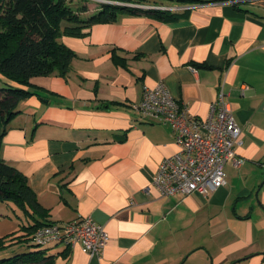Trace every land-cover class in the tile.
Instances as JSON below:
<instances>
[{"label": "crops", "instance_id": "crops-1", "mask_svg": "<svg viewBox=\"0 0 264 264\" xmlns=\"http://www.w3.org/2000/svg\"><path fill=\"white\" fill-rule=\"evenodd\" d=\"M179 12L61 36L70 69L33 76L7 124L1 158L26 176L46 219L89 215L107 234L99 255L60 244L54 264H264V9L218 0ZM158 82L200 118L227 93L239 143L225 184L207 195H161L153 183L178 147L168 124L133 104Z\"/></svg>", "mask_w": 264, "mask_h": 264}, {"label": "trees", "instance_id": "trees-1", "mask_svg": "<svg viewBox=\"0 0 264 264\" xmlns=\"http://www.w3.org/2000/svg\"><path fill=\"white\" fill-rule=\"evenodd\" d=\"M0 0V148L9 120L18 113L19 103L34 93L33 76H65L75 52L60 40L63 35L81 36L95 23L117 21L126 14H148L166 22L182 15L169 9L145 5H192L218 0ZM138 4V5H137ZM237 6V4H234ZM0 201L14 203L26 222L20 233L0 237V264H54L47 246L34 244V230L48 222V210L38 201L26 176L0 155ZM25 242L36 249L2 255L10 246ZM67 250V246L61 253Z\"/></svg>", "mask_w": 264, "mask_h": 264}, {"label": "built area", "instance_id": "built-area-1", "mask_svg": "<svg viewBox=\"0 0 264 264\" xmlns=\"http://www.w3.org/2000/svg\"><path fill=\"white\" fill-rule=\"evenodd\" d=\"M245 1L264 9V0ZM144 7L179 11L188 5ZM226 95L221 86L203 118L190 115L186 106L172 97L162 82L145 87L139 102L133 104L143 119L166 123L174 133L178 148L162 159L153 179L161 195H207L225 184L223 165L228 159H235V145L239 143L241 132ZM31 241L43 246L80 244L83 252L93 256L101 253L107 234L102 225L84 215L39 226L32 233Z\"/></svg>", "mask_w": 264, "mask_h": 264}, {"label": "rangeland", "instance_id": "rangeland-1", "mask_svg": "<svg viewBox=\"0 0 264 264\" xmlns=\"http://www.w3.org/2000/svg\"><path fill=\"white\" fill-rule=\"evenodd\" d=\"M99 2L100 1L98 0H89L88 6L90 9H95ZM171 5L176 6L175 4ZM5 86H7L6 83L0 79V87ZM24 222H26V219L23 212L14 203L0 201V237L20 233V228ZM61 247V245H53L47 246V249L49 253H53L59 250ZM34 249H36V246H31L25 242H22L13 244L6 252L2 253V255L7 256L15 252L30 251Z\"/></svg>", "mask_w": 264, "mask_h": 264}]
</instances>
